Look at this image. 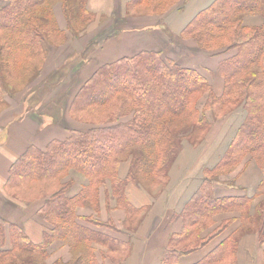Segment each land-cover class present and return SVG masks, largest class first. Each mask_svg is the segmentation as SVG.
<instances>
[{"label": "crops", "instance_id": "1", "mask_svg": "<svg viewBox=\"0 0 264 264\" xmlns=\"http://www.w3.org/2000/svg\"><path fill=\"white\" fill-rule=\"evenodd\" d=\"M134 1L89 0L88 17L96 15V18L89 24L84 21L88 17L79 19L76 26L82 29L78 30L70 21L73 19H68L62 3L55 2L52 17L64 40L48 53L47 63L40 72L35 59L31 70L36 72L30 82L11 90L0 104V217L7 224L19 226L34 244L42 242L44 232H49L52 226L38 214L42 199L22 205L8 195L6 181L10 168L28 148L42 150L52 140H64L71 130L85 131L92 126L73 119L68 108L77 90L96 68L142 50H155L178 63L182 61L192 68L204 70L215 81L220 77V63L236 53L235 49L229 48L230 44L227 49L205 51L196 39L183 33L188 23L214 0H167L172 5L167 9L163 6L161 13L156 12V7L164 0H155L149 13L144 5L148 0ZM262 22L259 13L248 12L242 25L257 27ZM261 63L264 70V51ZM39 89H42L40 100ZM228 119H218L222 120L221 123L212 121L205 137L206 146L197 155L194 166L204 156L205 162L200 163L198 171L190 174L191 168L186 174L189 178L196 177L197 185L183 201L153 200L144 188L140 189L132 182L125 188L128 202L139 212H149L140 229L132 233L123 226L125 216L114 204L108 187L106 190L101 187L98 197L76 205L78 223L110 242H120L122 246L115 248L113 243L109 247L108 242H95L88 249L80 243L74 246L70 240L55 239L48 245L46 256L35 264H84L80 259L84 260L83 254L89 251L92 264H264V242L260 241L264 217L257 219L254 214L258 205L264 204L263 169L249 153L244 154L234 167L221 173H214L215 163L208 161L215 158H209L215 143H229L233 137L220 134L224 129L222 123ZM128 166L129 162L123 174L119 166L120 177L126 176ZM205 176L212 180L213 197L229 200L232 206L238 202V206L211 217V224L200 233V237L213 233L204 245L183 251L174 249L170 246L172 236L186 230L181 210ZM68 178L72 179L66 191L69 198L89 184L78 173L69 174ZM9 246L6 234L4 245L0 242V249Z\"/></svg>", "mask_w": 264, "mask_h": 264}, {"label": "trees", "instance_id": "2", "mask_svg": "<svg viewBox=\"0 0 264 264\" xmlns=\"http://www.w3.org/2000/svg\"><path fill=\"white\" fill-rule=\"evenodd\" d=\"M52 1L3 0L0 3V104L4 96L13 90L6 81V74H10L13 68L24 66L31 70V64L36 63L35 59L38 61V50L45 38L41 32L43 24L38 21L34 11L40 2L48 3L52 9ZM58 1L62 3L70 20L68 15L73 16L70 14L71 9L66 6V0ZM67 2L71 5L73 1ZM151 4L154 5V1L148 0L144 4L145 8L151 9ZM248 12L259 13L263 19L262 24L244 27L243 17ZM74 14L76 22L90 16L86 9L80 15L76 12ZM183 33L196 39L199 47L205 51L215 49L216 46L212 45L221 46V41L230 44L229 48L236 51L232 58L219 65L218 72L223 76L225 86L221 95L216 97V102L221 106L230 103L235 107L216 118L226 117L240 106L245 114L212 170L218 173L232 168L244 154L249 153L261 164L264 172V70L262 67V72H258L253 67L259 51H264V0H214L188 23ZM160 54L155 50H142L133 56L96 68L77 90L68 108L73 119L87 121L92 126L85 131L71 130L64 140H52L42 150L30 147L12 164L6 181V192L22 205L42 199L38 214L52 227L49 232H44L42 242L34 244L19 226L7 224L0 217L1 245H4L6 234L10 243L9 247L0 249V264H35L46 256L48 245L55 239L70 240L74 246L83 244L88 249L95 242H108L106 244L109 247L113 243L115 248L122 246L120 242H110L108 238L79 224L76 205L93 198L94 192L89 187H96L95 183L102 186L105 182L103 179L113 174L114 188L123 207L128 213H139L128 202L124 192L128 182L135 183L134 177L131 178L132 162L129 163L126 176L120 177L118 169L122 160L111 166L114 157L122 151L124 145H133L131 139L134 137L157 138L159 134L154 127L158 118L187 114L192 110L190 104L194 96L209 89L208 82L197 71L176 64L173 60L164 62ZM35 72L31 70V76ZM29 82L30 78L24 86ZM128 101L136 104L132 117L126 121H111L114 106L121 104L120 111L124 105H128ZM166 103L172 104V107H165ZM105 106L111 107L107 115L109 121H88L97 112L98 119L104 118ZM165 132L168 137V132ZM118 140H124V143L121 145ZM175 152L173 143L171 149L162 150L163 166ZM62 157L66 158V162L58 166L57 160ZM110 167H113V173H110ZM70 168L90 178L96 177L89 179L88 186L72 198L66 196L72 182L64 177L59 180L60 175ZM262 181L264 186V178ZM237 203L232 206L229 200L213 197L212 180L205 176L181 210L186 230L178 236H172L170 246L183 251L204 245L213 233H207L205 237H200V233L211 224V217L220 211L237 207ZM254 212L257 219L264 217V204H259ZM260 241L264 242V230ZM190 242L197 243L186 246ZM90 252L83 254L84 260L80 261L92 264Z\"/></svg>", "mask_w": 264, "mask_h": 264}, {"label": "rangeland", "instance_id": "3", "mask_svg": "<svg viewBox=\"0 0 264 264\" xmlns=\"http://www.w3.org/2000/svg\"><path fill=\"white\" fill-rule=\"evenodd\" d=\"M1 3H3V0H0ZM73 2L71 5L66 0V6L71 9L69 18L73 19V23H75L76 30L82 29L79 26H76V17L74 12L77 14H81L83 12V9H89L88 8V2L89 0H72ZM155 1V0H152ZM171 1V0H169ZM167 0H164L160 6L156 7V12H163L162 8L165 6L167 9L170 7L172 2H169ZM55 2H58V0H53L50 4V7ZM110 3L107 4V8L109 9ZM83 7V8H82ZM160 9V10H159ZM75 10V11H72ZM151 10L146 9V12L149 13ZM35 15H38V21L42 23L41 32L44 34L43 39L41 42V47H39L38 50V65L39 72L41 71L43 65H46L48 60V53L56 48L63 40L64 35L60 31H58L56 24L52 17V10L49 8V4L46 2H40L34 11ZM96 18V15H93L92 17H88L87 20L84 19L85 23H90L93 21V19ZM220 41V40H219ZM216 42V43H219ZM222 45L219 44L212 45L216 46L215 49L211 50L218 51L227 49L229 46L228 43L221 41ZM220 43V44H221ZM246 54H248L247 50H245ZM262 55L263 51H259L258 58L254 63V69L258 72H262ZM160 58L164 62H172L171 58L165 57L162 53L160 54ZM174 61V60H173ZM177 64L178 62L175 61ZM183 67L192 68L190 65H188L185 62L178 63ZM30 67V66H29ZM195 71L199 73L201 77H203L209 84V89H204L201 94L198 96H194V100L190 104L191 111H188L187 114L179 115L176 117L167 115L162 118H158L156 120L155 129L157 130V138L150 139L149 137H134L131 139V142L133 141L134 144L131 146L124 145L122 151L119 153H115L116 156L114 157V160L111 164L116 165V162L119 160H122V163H131V178L134 179L135 184L138 188L142 189L144 188L150 195H152L153 200H173V201H183L188 193L193 190V188L197 185L196 177L195 178H189L186 176V174L191 170L190 174H193L194 172L198 171L199 165L201 166V162L205 160V156L202 158V160H197L198 164L194 166V163L196 162V157L199 154L200 151L203 150V148L206 146L205 143V137L207 135V130L209 126L211 125L212 121H216L220 118L222 115L227 113L232 107L234 108L235 105L233 104H226L221 106L220 103H217L216 97L220 96L223 92L224 88V78L219 73V78L217 77V80H212L207 74L204 73V70L192 68ZM10 74H6V81L10 84V86L15 89H19L23 87L26 82L29 80L31 76V70L30 68L23 67V68H13L10 72ZM219 79V80H218ZM213 82V84H212ZM40 94L38 96V100L41 98V90ZM28 96V95H27ZM29 102V101H27ZM136 104L128 101V105H124L122 110L119 111V107L121 104H116L114 106V115L112 117L113 122H117L119 120H125L132 117L133 110ZM165 107H172V104L166 103ZM105 112V116L102 119H98L97 113H94L88 120L91 121H109L107 115L110 114L111 107L105 106L103 108ZM245 110L240 106L233 110V112L226 115L228 118L227 121H225L223 124L224 129L220 131V134H224L226 136H233L236 129L242 122V119L244 117ZM234 116H236L234 118ZM234 118V119H233ZM222 119V117H221ZM264 119V117H263ZM222 120H218V123H221ZM87 122V121H86ZM85 122V123H86ZM105 124V123H104ZM160 129V130H159ZM217 128L215 127V130ZM168 132L166 136V132ZM158 140V141H157ZM124 140H118V143L121 142V145L124 143ZM157 141V142H156ZM153 142V143H152ZM172 143L175 145V154L168 159V161L165 163V165H162L161 158L163 157L161 154L162 150L171 149ZM228 142H218L215 143V149H217L216 157L213 160L208 159L209 162L216 163L220 158V156L223 154V150L227 146ZM186 148L189 149L188 154L186 157L181 156L182 150H185ZM121 153V154H120ZM120 154V155H118ZM118 155V156H117ZM65 157L59 158L57 160V165L60 166L62 163L66 162ZM205 162V161H203ZM256 164L262 168L261 164L258 163L257 160H255ZM129 167V166H128ZM113 167H110V173L113 171ZM204 171V170H203ZM72 173H78L81 174L82 177H84L87 181L89 179H96V177H88L72 168L68 169L67 172H63L61 177L67 179L69 174ZM113 173V172H112ZM128 173V169L126 170L125 175ZM217 173V172H214ZM221 173V172H218ZM206 174V173H205ZM114 175L107 177L106 179H103L105 182L103 186H98V184L95 183L96 187H89L94 194V197H98V192L100 188L102 187L104 190H106L108 187V191L110 192L111 197L114 199V204L118 207L119 211H121L125 218L123 226L128 229L132 233H136L141 225L143 224V219L145 216H148V211L146 212H139L137 214H131L126 211V209L123 207L122 203L119 199V194L114 188ZM69 181H71V178H68ZM112 182V183H111ZM88 183V182H87ZM106 184H109L106 186ZM133 184L132 182H129L125 185V188ZM54 189V188H53ZM126 190V189H124ZM125 192V191H124ZM35 199V198H34ZM197 243V242H190L187 243V245Z\"/></svg>", "mask_w": 264, "mask_h": 264}, {"label": "bare ground", "instance_id": "4", "mask_svg": "<svg viewBox=\"0 0 264 264\" xmlns=\"http://www.w3.org/2000/svg\"><path fill=\"white\" fill-rule=\"evenodd\" d=\"M219 147H217L216 149H214V151H212L210 154H209V158H214V157H216V154H217V149H218ZM188 152H189V149L188 148H186L185 150H182V152H181V156L182 157H186V155L188 154ZM125 169H126V164H124V163H122V164H120V172H121V174H123L124 172H125ZM244 244V243H243ZM245 246H248V244H246Z\"/></svg>", "mask_w": 264, "mask_h": 264}]
</instances>
